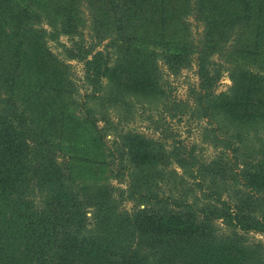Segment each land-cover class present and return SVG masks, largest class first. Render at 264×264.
I'll return each instance as SVG.
<instances>
[{
  "label": "trees",
  "instance_id": "trees-1",
  "mask_svg": "<svg viewBox=\"0 0 264 264\" xmlns=\"http://www.w3.org/2000/svg\"><path fill=\"white\" fill-rule=\"evenodd\" d=\"M61 33L81 38L63 56L83 61L94 91L106 80L157 96L164 69L194 61L191 108L230 122L259 153L236 167L239 194L222 197L215 181L202 194L212 201L188 200L178 183L154 191L165 167L201 171L194 150L130 133L111 148L69 106V64L47 43ZM222 46L264 60V0H0V264L261 263L239 232L264 231V147L243 142L247 127L264 128V74L225 66L230 83L217 91ZM75 115L89 128L81 142L70 140ZM125 175V187L109 182Z\"/></svg>",
  "mask_w": 264,
  "mask_h": 264
},
{
  "label": "rangeland",
  "instance_id": "rangeland-1",
  "mask_svg": "<svg viewBox=\"0 0 264 264\" xmlns=\"http://www.w3.org/2000/svg\"><path fill=\"white\" fill-rule=\"evenodd\" d=\"M195 29L199 30L200 26L196 25ZM84 32L90 34V28H86ZM76 39L81 38L77 35L61 33L56 39H48L47 43L54 53L63 57L69 64L70 89L75 96L73 104L69 106L70 108L81 106L80 111H74L77 117L95 119L99 131L103 133L104 140L111 145V148L116 146L124 134L130 133L150 138L166 148L182 143L194 150L197 157L196 166H199L201 171L194 169L192 174L195 177L186 171L183 172L184 178H180L178 177L180 173L176 176L168 167H165L161 172L165 180L156 186L153 185L154 191L167 192L168 187L178 183V189L188 192V200H194L197 196L198 202L212 201L210 197L202 194L204 189L212 187L211 182L215 181L216 186L221 185L219 189L222 197L228 196V193L234 197L239 194L237 183L240 181V176L237 174L236 167L243 165L249 156L254 157L259 153L245 150V146L237 141L236 135L237 131L242 130L236 129L230 122L226 120L219 122L215 117L202 116L199 109L191 108L189 90L197 82L194 61L175 73L164 69L161 74L163 92L157 96H143L130 91H120L106 80H102L99 88L94 91L92 83L85 76L83 61L77 57L63 56V48L73 44ZM86 39L87 36L83 38V40ZM101 44L96 42L95 46L101 47ZM163 44L164 42H157L155 46L161 48ZM226 49L222 46L219 53L216 51L212 55L221 68L215 83L217 91L226 89L230 83L225 66H240L264 74V60L242 57L233 52L228 54ZM76 115L74 121L77 127L76 134L70 136V140L81 142L89 136V128L84 123L79 124ZM246 131L247 134H243L244 143L255 142L257 147H264V144L261 145V142L264 143V128L251 126L247 127ZM61 140L66 138L61 137ZM114 150L115 154H118L116 149ZM176 169L181 171L179 167ZM123 178L120 182L111 178L109 182L125 187L127 176ZM40 199L43 203L41 196ZM118 200L121 201L118 205L125 204L127 207L134 203V200L127 198L125 194L122 199L118 197ZM140 206H143V203ZM88 215L91 213L88 212ZM213 225L219 231L225 228L222 218L213 220ZM239 233L248 246V251H252L253 256L258 255L262 259L259 264H264V231H240ZM251 261L253 262L252 259Z\"/></svg>",
  "mask_w": 264,
  "mask_h": 264
}]
</instances>
